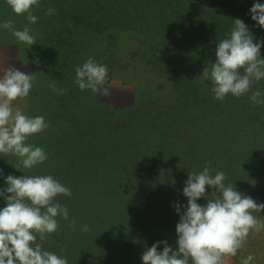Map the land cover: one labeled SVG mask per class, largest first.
I'll return each mask as SVG.
<instances>
[{"label":"trees","instance_id":"1","mask_svg":"<svg viewBox=\"0 0 264 264\" xmlns=\"http://www.w3.org/2000/svg\"><path fill=\"white\" fill-rule=\"evenodd\" d=\"M252 3L253 0H39V7H34L38 17L31 28L38 45L34 52L43 49L51 58L62 57L65 61L58 67H44L56 76L59 88L63 87L65 76L68 92H75L78 86L71 75H75L76 59L91 45L94 35L119 29L151 33L164 43L168 75L184 98L173 115L168 113L170 106L165 108L164 125H173L169 128L153 124L150 118L151 121L137 119L143 113L135 109L113 120L107 117L97 133L95 123L91 117L87 118L82 147L75 135L54 137L55 165L67 168L72 179L75 173L85 174L86 205L95 208L88 214L93 219L85 220L88 231L79 229L78 233V228H74L77 234L72 232L74 229L69 230L72 235L66 242L54 244V252L65 257L67 264H142L140 254L159 240H166L175 249L179 215L173 205L176 201L186 203L181 189L187 172H199L206 163L210 174L223 171L225 184H232L256 201L259 187L264 184L260 182L264 178V105L253 104L248 96L253 89L264 90V79L254 82L245 96L228 94L220 101L211 92V82L201 75L208 62H212L210 57L216 43L227 37L234 26L233 18L243 20L254 42L264 38V28L253 20L246 22L245 15ZM50 7L55 11L49 15L46 10ZM27 22L24 15L21 23ZM18 45L23 51L27 44ZM260 54L264 57V45ZM94 95L90 93L91 100ZM64 96L60 107L67 108L68 104L72 107L70 97ZM93 109L90 104L88 116L93 115ZM27 115L40 114L29 111ZM62 115L68 119L75 117L72 109ZM175 115L181 117L173 119ZM73 125L75 134L82 137L80 128ZM151 131L162 134L158 138L160 143L154 145L155 152L162 146L164 154H159L160 157L150 155L153 147L147 134ZM46 132L42 133L45 137ZM42 134L32 135L26 143L40 145ZM12 157L15 158L5 154L0 161ZM134 163H140L142 168L134 171L131 169ZM99 165L111 166L116 172L106 171L107 176L96 177L94 167ZM41 168L37 167L40 173ZM60 168L55 169L57 173H61ZM144 183L151 188L146 190ZM155 183L161 185L153 187ZM214 190L205 186L206 197L211 198L210 192ZM92 196L96 200L90 201ZM80 197L84 200L85 193ZM206 197L198 198L197 202L206 203ZM83 215L86 219V214ZM77 226H82L80 219ZM48 247L41 244L43 250ZM162 247L158 245V250Z\"/></svg>","mask_w":264,"mask_h":264},{"label":"clouds","instance_id":"2","mask_svg":"<svg viewBox=\"0 0 264 264\" xmlns=\"http://www.w3.org/2000/svg\"><path fill=\"white\" fill-rule=\"evenodd\" d=\"M16 14H25L28 24L17 29L12 20L0 21V29H8L17 41L27 45L36 42L30 25L38 17L34 7L39 0H6ZM47 14L55 9L48 8ZM251 20L264 28V0H253L249 8ZM234 26L227 37L219 40L214 49L215 60L208 62L201 75L212 84L214 98L222 101L226 95L240 97L254 82L264 79V57L260 54L264 38L253 35L240 18H233ZM108 68L89 56L74 67V83L81 91L91 90L97 98L111 95L107 83ZM32 73L20 71L14 65L0 69V154H12L19 158L13 167L31 169L48 159L41 146L26 143L29 136L48 128L44 116L25 115L20 108L13 109L12 102L26 97L33 87ZM63 94L65 89H54ZM253 104L264 105V90L253 89L248 96ZM206 165L199 172H187L181 192L186 203L176 201L174 211L179 215L175 224V249L166 240L155 241L140 254L142 264H227L226 257L235 256L246 240L250 230H264V220L253 215L261 212L264 203L238 191L232 184H225L223 171H215ZM21 172V171H20ZM0 186V264H67V259L56 253L43 250V241L48 234L57 231L56 217L69 219L68 208L55 200L58 194L70 196V189L50 174L4 175ZM205 186L211 191L206 197ZM206 197L200 204L198 198ZM183 209V211H181ZM72 224L75 222L72 221ZM82 231H88L83 225ZM158 245L163 247L158 250ZM241 264H254V254L249 252L241 258Z\"/></svg>","mask_w":264,"mask_h":264},{"label":"rangeland","instance_id":"3","mask_svg":"<svg viewBox=\"0 0 264 264\" xmlns=\"http://www.w3.org/2000/svg\"><path fill=\"white\" fill-rule=\"evenodd\" d=\"M24 15V13H14L8 7L6 0H0V21L12 20L15 28L19 26L23 28L26 24L21 23ZM245 16L248 17L246 22H251L250 14L247 13ZM15 20L19 23H16ZM32 27H34L33 24L30 25V28ZM31 31L34 35V30ZM19 43L21 42L16 40L10 30L0 29V69L11 64L20 71L32 73L34 76L33 87L29 91L28 96L22 97V104L19 108L25 115H27L29 111H33L44 116L45 121L48 124L49 132H46V129L41 132V134L46 132V137L42 134L40 145L38 144L36 146L44 148L48 154V159L39 164L44 169L41 168L42 173H40V170H37L39 165H36L31 169L21 168V172L18 169L13 168L18 164L19 158L16 156L15 158L12 157L10 160H1L0 169L3 170L5 176L9 173L16 176L22 174L44 175L50 173V175L52 174V176L57 179L61 175L57 180L70 189L71 195L64 196L63 194H58L55 197V200L67 206L69 219L65 220L57 216V231L48 234L43 241L39 239V235L37 234V240L34 242L47 244L49 245L48 251L54 252V244L56 241L66 242L68 237H71L72 232L77 234V231H75L74 228H78V233H80L79 229L81 230L83 225L88 224V222L85 223V220H88L89 218L93 219L91 216L88 217V214H91L95 210L91 205H86V202L88 201V198L86 199V193H88V190L86 191V183L84 182L85 174L82 173V175L81 173H75V177L72 179V176L68 175L69 171L67 168L62 167L63 165L61 168L59 165H55L53 154L57 153V150H55L56 147L54 146V137L57 134H60V136L64 138L67 133L70 135H66V137H72L75 135L76 139L79 140L78 146L82 147V139L85 138L84 134L87 125V118L91 117L93 124L95 123L97 133V128L99 127L100 132L102 121L107 119V117H110L113 120V118L119 116V114L135 109L143 113L141 114V118L137 119L149 120L150 118L153 124H163L164 129L167 126L169 128L173 125H164V110L166 107L168 108L170 106L171 109H169L168 113L173 115V111L179 109L184 98L182 97L181 92L176 90L172 83V79L168 75L165 64V56L167 55V52L164 50V43L151 33L108 29L100 34L94 35L91 40V45L83 49L82 55L76 59L74 66L82 64L89 56L93 57L98 63L107 66V83L111 87V95L105 98H97L91 90L81 91L78 87L75 92H68L69 86L68 83L64 81V79H67L65 76L62 81V88L65 89V91L63 94H60L58 91L54 90L61 89L58 87V81L55 80L56 76L46 71L44 67H46V65L58 67L60 63L65 62L64 59L62 57L51 58L48 51L43 49L40 53L34 52L35 49L38 50L37 43H33L30 46L26 45L25 49L22 51L19 49ZM32 54L34 55L32 56ZM25 57L30 58L26 61ZM214 60L215 55L213 51L210 61ZM71 77L74 80L72 75ZM90 93L95 96L94 99L92 97V100L90 98ZM65 94L68 95L67 98L70 97L69 100H72L70 102L73 104L72 107L70 104H68L67 108L60 107L62 103L61 98L66 99L64 96ZM90 104L94 106V109L93 115L88 116ZM71 109L75 117L72 119L65 118L62 114L65 112L70 113ZM47 114H49V117ZM53 117L54 120L52 119ZM180 117L181 116L175 115L173 119ZM194 117L196 118V116ZM73 123L80 128V133H83L82 137L75 134ZM174 125H177L176 122ZM158 133L159 132L151 131L147 134V140L153 147L150 155H155V157H160L159 154H164L161 145L159 146L160 152L159 150L158 152L154 151V145L159 144L160 141H158V138L162 137V134ZM37 134L34 135L37 136ZM29 137L31 138L32 135ZM29 143L32 144L31 142ZM4 155L5 154H0V157ZM158 160L160 162L161 158H158ZM111 161L114 160L112 159ZM112 165H114V163H112L111 166ZM48 166L52 167V169ZM111 166L106 167L99 165L94 167V170L97 173L96 177L102 176L101 178H103V176H107L105 175L107 174L106 171L115 173V169H112ZM140 167L142 168L140 163H134L131 166V169L136 171V169H140ZM57 168H60L59 172L61 173H57L58 170H55ZM45 171L48 173H45ZM63 171H65V173H63ZM261 181L264 182V178L260 179V182ZM155 184L156 185H153V187H159L161 185L159 183ZM3 185L4 179L3 177H0V186ZM144 187L146 190L151 188L149 183H144ZM259 188V196L256 198V202L264 203V184L260 185ZM82 193H85L84 200L80 197ZM94 194L95 196L99 195L98 193ZM94 200L96 199L92 196V200L90 201ZM3 204L4 202L0 200V206H3ZM252 212L254 216L264 220V209H261V212L257 210H252ZM83 214H86V219ZM79 219L82 221V226L80 228L77 226V221ZM72 221L75 223L72 224ZM67 225H69L70 228L67 227ZM69 230L73 231L70 232ZM249 252L254 254V264H264V230L260 232L250 230L243 246L237 250V254L235 256L226 257L227 264H241V258L246 256Z\"/></svg>","mask_w":264,"mask_h":264},{"label":"crops","instance_id":"4","mask_svg":"<svg viewBox=\"0 0 264 264\" xmlns=\"http://www.w3.org/2000/svg\"><path fill=\"white\" fill-rule=\"evenodd\" d=\"M21 100H22V97H18L16 100L12 102L13 109L21 107V104H22Z\"/></svg>","mask_w":264,"mask_h":264}]
</instances>
